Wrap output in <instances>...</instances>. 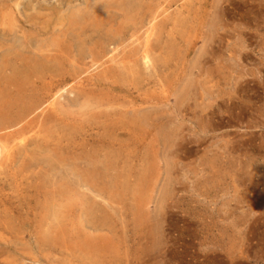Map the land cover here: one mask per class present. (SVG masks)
<instances>
[{
    "label": "rangeland",
    "instance_id": "rangeland-1",
    "mask_svg": "<svg viewBox=\"0 0 264 264\" xmlns=\"http://www.w3.org/2000/svg\"><path fill=\"white\" fill-rule=\"evenodd\" d=\"M0 264H264V0H0Z\"/></svg>",
    "mask_w": 264,
    "mask_h": 264
},
{
    "label": "bare ground",
    "instance_id": "bare-ground-1",
    "mask_svg": "<svg viewBox=\"0 0 264 264\" xmlns=\"http://www.w3.org/2000/svg\"><path fill=\"white\" fill-rule=\"evenodd\" d=\"M103 2H104V1H103ZM87 3H88V2H87ZM89 3H90V2H89ZM104 4H105V3H104ZM95 5H97V4H96V1H95ZM105 5H106V4H105ZM108 5H110V4H108ZM120 5L122 6V4H120ZM85 6H86V5H85ZM98 6H99V5H98ZM101 6H102V5H101ZM105 7H106V6H105ZM86 8H87V7H86ZM92 8H93V7H92ZM92 8H91V9H92ZM99 8H100V7H99ZM106 8H107V7H106ZM93 9H96V8H93ZM108 10H109V9H108ZM122 10H123V9H122ZM83 11H84V10H83ZM106 11H107V10H106ZM106 11H105V12H106ZM138 11H139V10H138ZM95 12H96V11H95ZM95 12H93V13H95ZM124 12H125V11H124ZM131 12H132V11H131ZM131 12H130V13H131ZM154 12H155V11H154ZM98 13H99V11H98ZM134 13H135V12H134ZM136 13H137V11H136ZM136 13H135V14H136ZM151 13H152V12H151ZM77 14H78V12H77ZM103 14H104V11H103ZM69 15H70V14H69ZM79 15H80V14H79ZM81 15H82V14H81ZM83 15H84V14H83ZM85 15H86V14H85ZM126 15H127V14H126ZM74 16L76 17V16H78V15H76V13H75ZM99 16H100V15H99ZM78 17H79V16H78ZM87 17H88V15H87ZM144 17H145V16H144ZM79 18H81V17H79ZM83 18H84V17H83ZM149 18H151V17H149ZM149 18H148V19H149ZM67 19L69 20V18H67ZM70 19H72V20H69V21H68V22H69L68 24L71 26V28H72L73 25H76V26H77V25H80V26H78V27H79V28L81 29V31L84 32V33H86V31L88 30L87 28H91V22H90V20H89V22H90V23H89L88 21H77L76 19H73V18H70ZM91 19H93V18H91ZM97 19L100 20L99 18H96V19H94L95 22L92 21V25H93V26H95V25L97 26L98 23L100 24V21H103V20L98 21ZM96 20H97V21H96ZM152 20H153V19H152ZM152 20H151V21H152ZM146 22H149V20H147ZM102 23H103V25H104V22H102ZM102 23H101V24H102ZM149 23H151V22H149ZM147 24H148V23H147ZM153 25H154V24H153ZM157 25H158V24H157ZM157 25H155V26H157ZM159 25H160V24H159ZM162 25H163V24H162ZM102 27H103V26H102ZM75 28H76V27H75ZM95 28H97V27H95ZM150 28H151V27H150ZM152 28L154 29V26H152ZM122 29H123V28H122ZM124 29H125V28H124ZM71 30H72V29H71ZM75 30H77V29H75ZM68 31H69V30H68ZM79 31H80V30H79ZM93 31H94V28H93ZM120 31H121V30H120ZM77 32H78V30H77ZM88 32H89V31H88ZM118 32H119V31H118ZM5 33H6V32H5ZM70 33H71V32H70ZM74 33L76 34V32H74ZM89 33H90V32H89ZM92 33H93V32H92ZM98 33H99V32H98ZM79 34H80V32H79ZM79 34H77L76 37H78ZM87 35H89V34H87ZM89 36H91V35H89ZM93 36H94V35H93ZM116 36H117V35H116ZM125 36H126V35H125ZM89 38H90V37H89ZM115 38H116V37H115ZM122 38H123V36H122ZM78 39H80V38H78ZM83 39H84V38H83ZM83 39H82V40H83ZM117 39L119 40L118 37H117ZM82 40H81V42H82ZM127 40H128V39H127ZM86 41H87V40H86ZM86 41H84V42L86 43ZM98 41H99V40H98ZM113 41H114V40H113ZM90 42H92V41H90ZM115 42H116V41H115ZM88 43H89V42H88ZM117 43H118V42H117ZM82 44H83V43H82ZM99 44H100V43H99ZM108 44H109V43H108ZM113 44H114V43H113ZM119 44H120V43H119ZM91 45H92V44H91ZM97 45H98V44H97ZM148 45H149V44H148ZM92 46H93V45H92ZM119 46H120V45H119ZM145 46H147V45H145ZM128 47H129V46H128ZM128 47H127V48H128ZM92 48L94 49V47H92ZM127 48H126V49H127ZM79 49H80V48H79ZM95 49H96V46H95ZM95 49H94V51H96ZM98 49H99V48H98ZM124 49H125V48H124ZM106 50H107V49H106ZM100 51H101V50H100ZM80 52H81V51H80ZM83 52H85V51H83ZM56 53H57V52H56ZM94 53H95V52H94ZM101 53H102V51H101ZM130 53H131V52H130ZM140 53H141V52H140ZM11 54H14V53H11ZM49 54H50V53H49ZM49 54H48V55H49ZM48 55H47V56H48ZM51 55H52V54H51ZM59 55L61 56V54H59ZM66 55L68 56V54H66ZM84 55H85V54H84ZM95 55H97V54L95 53ZM98 55H100V54H98ZM5 56H6V55H5ZM15 56L17 57V55H15ZM44 56H45V55H44ZM79 56H81V55H79ZM82 56H83V55H82ZM102 56H103V55H102ZM128 56H130V55H128ZM140 56H142V55H140ZM13 57H14V56H13ZM68 57H70V56H68ZM87 57H89V56L87 55ZM87 57H86V58H87ZM40 58H41V57H40ZM60 58H61V57H60ZM65 58L67 59L66 56H65ZM65 58H64V60H66ZM71 58H72V57H70V59H71ZM78 58H79V57H78ZM83 58H84V57H83ZM99 58L101 59V56H99ZM130 58H131V56H130ZM4 59H5V58H4ZM11 59H12V58H11ZM31 59H32V58H31ZM31 59H29V60H31ZM41 59H42V58H41ZM49 59H51V57H50ZM61 59H62V58H61ZM12 60H13V59H12ZM14 60H15V59H14ZM32 60H33V59H32ZM51 60H52V59H51ZM103 60H104V58L102 59V61H103ZM2 61H3V60H2ZM21 61H22V60H21ZM44 61H45V59H44ZM56 61H58V60H55V62H56ZM66 61H67V60H66ZM66 61H65V62H66ZM82 61H83V60H82ZM84 61H85V60H84ZM97 61H98V60H97ZM122 61H124V60H122ZM132 61H133V60H132ZM3 62H4V61H3ZM7 62H8V61H7ZM17 62H18V61H17ZM52 62H54V61L52 60ZM62 62H63V61H62ZM67 62H68V61H67ZM70 62H72V61H70ZM108 62H109V61H108ZM11 63H12V62H11ZM15 63H16V62H15ZM27 63H28V62H27ZM57 63H59V62H57ZM63 63H64V62H63ZM72 63H73V62H72ZM77 63H78V62H77ZM98 63H99V62H98ZM98 63H97V64H98ZM109 63H110V62H109ZM8 64H9V63H8ZM67 64H69V63H67ZM70 64H71V63H70ZM110 64H111V63H110ZM119 64H120V63H119ZM29 65H30V63H29ZM31 65H32V64H31ZM45 65H46V64H44V66H45ZM48 65L50 66L49 63H48ZM48 65H47V69L49 70ZM64 65H65V63H64ZM87 65H89V63H88ZM18 66H19V65H18ZM82 66H83V65H82ZM26 67H27V66H26ZM33 67H34V66H33ZM36 67H38V68H39V67H42V63H41V62L38 63ZM71 67H72V66H71ZM88 67H89V66H88ZM95 67H96V65H95ZM23 68H24V66H23ZM38 68H37V69H38ZM45 68H46V67H45ZM51 68H52V67H51ZM53 68H55V69H57V70H58V68L60 69L59 65H58V66H54ZM85 68H86V67H85ZM92 68H93V67H92ZM110 68H112V67H110ZM28 69H29V68H28ZM33 69H34V68H33ZM55 69H53V70L51 69V71H55ZM62 69H63V68H62ZM65 69H66V67H65ZM65 69H64V70H65ZM9 70H10V69H9ZM31 70H32V69H31ZM31 70H30V71H31ZM57 70H56V71H57ZM64 70H63V72H64ZM67 70H68V69H67ZM75 70H77V69H75ZM82 70H84V69H82ZM7 71H8V70H7ZM25 71H26V70H25ZM30 71H29V72H30ZM51 71H50V72H51ZM71 71H73V70H71ZM85 71H86V70H85ZM31 72H32V71H31ZM43 72H44V71H43ZM43 72H42V73H43ZM46 72H48V71H46ZM46 72H45V74H46ZM50 72H49V73H50ZM58 72H61V69H60ZM65 72H66V71H65ZM154 72H155V71H154ZM61 73H62V72H61ZM66 73H67V72H66ZM72 73H73V72H72ZM76 73H77V72H76ZM114 73H115V72H114ZM30 74H31V73H30ZM30 74H29V75H30ZM112 74H113V73H112ZM115 74H116V73H115ZM50 75H51V74H50ZM52 75H53V74H52ZM57 75H59V74H57ZM66 75H67V74H66ZM84 75H85V74H84ZM39 76H40V75H39ZM48 76H49V75H48ZM48 76H47V77H48ZM81 76H82V75H81ZM85 76H88V75H85ZM89 76H90V75H89ZM146 76H147V75H146ZM34 77H35V76H34ZM40 77H41V76H40ZM43 77H44V76H43ZM54 77H55V76H54ZM83 77H84V76H83ZM32 78H33V77H32ZM45 78H46V77H45ZM45 78H44V79H45ZM50 78H51V77H50ZM59 78H60V77H59ZM59 78H58V79H59ZM75 78H76V77H75ZM112 78H113V77H112ZM112 78H111V79H112ZM54 79H56V78H54ZM114 79H115V78H114ZM114 79H113V80H114ZM33 80H34V79H33ZM50 80H51V79H50ZM60 80H61V79H60ZM103 80H104V79H103ZM56 81H57V79H56ZM81 81H82V80H81ZM43 82H44V81H43ZM48 82H49V81H48ZM48 82H47V83H48ZM53 82H55V81H53ZM85 82H86V81H85ZM113 82H114V83H117V82H115V81H113ZM113 82H111V83H113ZM29 83H30V82H29ZM33 83H34V82H33ZM59 83H60V82H59ZM109 83H110V81H109ZM30 84H31V83H30ZM42 84L44 85V83H42ZM56 84H57V83H56ZM61 84H62V83H61ZM24 85H25V84H24ZM32 85H33V84H32ZM43 85H42V86H43ZM49 85H50V84H49ZM49 85H47V86L49 87ZM52 85H53V84H52ZM52 85H51V86H52ZM54 85H55V84H54ZM58 85H60V84H58ZM58 85H57V86H58ZM110 85H111V84H110ZM57 86H56V87H57ZM91 86H92V85H91ZM31 87H32V86H31ZM31 87H30V88H31ZM52 88H53V87H52ZM61 88H62V87H61ZM61 88H60V89H61ZM63 88H64V85H63ZM92 88H93V87H92ZM114 88H116V87H114ZM41 89H42V88H41ZM48 89H49V88H48ZM89 89H91V88H89ZM34 90H35V89H34ZM42 90H43V89H42ZM44 90H45V87H44ZM50 90H51V88H50ZM55 90H56V89H55ZM95 90H96V89H94V91H95ZM102 90H103V89H102ZM51 91H53V90H51ZM61 91H62V90H61ZM78 91H79V90H78ZM40 92H41V91H40ZM48 92H49V90H48ZM55 92H56V91H54V93H55ZM76 92H77V91H76ZM92 92H93V89H92ZM110 92H111V91H110ZM112 92H113V91H112ZM114 92H116V91H114ZM34 93H35V92H34ZM37 93H38V92H37ZM49 93H50V92H49ZM80 93H82V92L80 91ZM93 93H94V92H93ZM107 93H108V92H107ZM50 94L52 95V93H50ZM57 94H58V93H57ZM83 94H84V93H83ZM95 94H96V93H95ZM97 94H98V93H97ZM108 94H109V93H108ZM40 95H41V94H40ZM42 95H44V94H42ZM54 95H56V94H54ZM58 96H59V95H58ZM80 96H81V95H80ZM46 97H48V95H47ZM49 97H50V96H49ZM83 97H84V96H83ZM34 99H35V98H34ZM40 99H41V98H40ZM48 99H49V98H48ZM53 99H54V98H53ZM14 100H16V99H14ZM46 100H47V99H46ZM107 100H108V99H107ZM48 101H49V100H48ZM43 102H44V101H43ZM46 102H47V101H45V103H46ZM49 102H50V101H49ZM34 103H35V102H34ZM38 103H39V101H38ZM53 103H54V102H53ZM98 103H99V102H98ZM100 104H101V103H100ZM108 104H109V103H108ZM45 105H46V104H45ZM15 107H16V106H15ZM44 107H45V106H44ZM49 107H50V106H49ZM40 110H41V109H40ZM35 113H36V112H35ZM22 115H23V114H22ZM6 116H7V115H6ZM25 117H26V116H25ZM49 118H50V117H49ZM22 120H23V119H22ZM25 125H26V124H25ZM19 126H20V125H19ZM27 126L29 127V125H27ZM21 127H22V126H21ZM5 139H6V138H5ZM7 149H8V147H7ZM4 150H5V149H4ZM36 151H37V149H36ZM56 161H57V160H56ZM57 162H58V161H57ZM105 164H106V163H105ZM107 164H108V162H107ZM111 164H112V163H111ZM111 164H109V165H111ZM112 165H113V164H112ZM57 166H58V165H57ZM104 167H105V166H104ZM109 167H111V166H109ZM92 175H94V173H93ZM96 175H97V174H96ZM88 177H89V176H88ZM88 177H87V178H88ZM89 178H90V177H89ZM93 178H94V177H93ZM91 180H93V179H91ZM91 180H90V181H91ZM93 182H94V181H93Z\"/></svg>",
    "mask_w": 264,
    "mask_h": 264
}]
</instances>
